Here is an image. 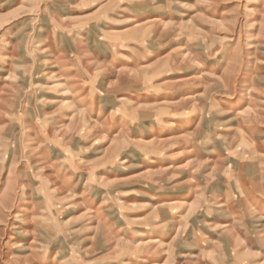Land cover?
<instances>
[{"label":"rangeland","instance_id":"1","mask_svg":"<svg viewBox=\"0 0 264 264\" xmlns=\"http://www.w3.org/2000/svg\"><path fill=\"white\" fill-rule=\"evenodd\" d=\"M0 264H264V0H0Z\"/></svg>","mask_w":264,"mask_h":264}]
</instances>
